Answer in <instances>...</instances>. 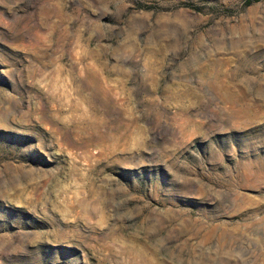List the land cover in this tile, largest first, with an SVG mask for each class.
I'll return each mask as SVG.
<instances>
[{"label":"rangeland","instance_id":"1","mask_svg":"<svg viewBox=\"0 0 264 264\" xmlns=\"http://www.w3.org/2000/svg\"><path fill=\"white\" fill-rule=\"evenodd\" d=\"M0 0V264H264V0Z\"/></svg>","mask_w":264,"mask_h":264},{"label":"trees","instance_id":"2","mask_svg":"<svg viewBox=\"0 0 264 264\" xmlns=\"http://www.w3.org/2000/svg\"><path fill=\"white\" fill-rule=\"evenodd\" d=\"M255 1H258V0H249L248 2H247V5H251L253 2H255Z\"/></svg>","mask_w":264,"mask_h":264}]
</instances>
